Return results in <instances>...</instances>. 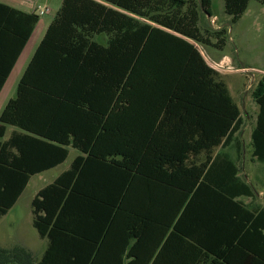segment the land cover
<instances>
[{
	"label": "trees",
	"instance_id": "trees-1",
	"mask_svg": "<svg viewBox=\"0 0 264 264\" xmlns=\"http://www.w3.org/2000/svg\"><path fill=\"white\" fill-rule=\"evenodd\" d=\"M248 2L224 0L231 23ZM211 9L212 0H62L0 115V219L31 177L79 152L31 202L46 240L35 264H264V208L243 203L251 187L216 153L242 121L194 45L211 44L199 26ZM38 21L0 4V92ZM251 96V158L264 165V76ZM19 253L0 259L31 264Z\"/></svg>",
	"mask_w": 264,
	"mask_h": 264
},
{
	"label": "rangeland",
	"instance_id": "rangeland-1",
	"mask_svg": "<svg viewBox=\"0 0 264 264\" xmlns=\"http://www.w3.org/2000/svg\"><path fill=\"white\" fill-rule=\"evenodd\" d=\"M61 2L62 0L38 2L37 8L47 9L48 13L38 15L39 23L35 27L30 43L21 54L0 94V115L8 101L15 97L24 65L30 60L35 45L38 44L36 40H39L40 35L43 37V27L46 28L53 20ZM211 12L213 17L201 14L199 19L201 33L209 38L211 44L202 45L194 42V45L206 63L219 73L218 80L225 84L230 97L238 106L242 121L232 143L226 148L217 149L216 153L229 157L236 164L239 177L251 187L253 196L241 200L249 207L263 208L264 165L251 158L250 135L258 112V106L253 102L251 93L258 80L264 76V4L257 0H249L246 11L236 23H231L230 17L224 13V0H212ZM221 30L226 31L224 45L221 49H216L212 46L217 41L214 33ZM98 41L104 42L105 38H98ZM13 129L7 127L4 140ZM78 155V151L69 149L68 158L63 164L31 177L15 206L0 219V250L13 252L18 256H21L20 250L24 251L30 256L31 264H35L41 258L46 248V240H41L32 227L31 202L39 190L68 170ZM5 261L1 258L0 264H16Z\"/></svg>",
	"mask_w": 264,
	"mask_h": 264
},
{
	"label": "crops",
	"instance_id": "crops-1",
	"mask_svg": "<svg viewBox=\"0 0 264 264\" xmlns=\"http://www.w3.org/2000/svg\"><path fill=\"white\" fill-rule=\"evenodd\" d=\"M39 1H41V0H0V4H4V5H6V6H9V7H11V8H13V9H15V10H18V11H21V12H24V13H28V14H30V13H35V8H37V6H38V2ZM62 3V2H61ZM38 23H39V21H38ZM37 23V24H38ZM51 23V22H50ZM49 23V24H50ZM36 24V25H37ZM49 24L46 26V28H44L43 27V31H42V33H43V36H44V34H45V32H46V30H47V28H48V26H49ZM36 27V26H35ZM34 30H35V28H34ZM34 30H33V32H34ZM33 32H32V34H33ZM32 38V35H31V37L29 38V41L27 42V44L25 45V47L23 48V50H22V52H21V54L24 52V50L27 48V45H28V43H30V39ZM43 38V37H42ZM42 38H41V35L39 36V40H36L37 42H38V44L37 45H35V48H34V52H35V50H36V48H37V46L39 45V43L41 42V40H42ZM34 52H33V54H34ZM21 54H20V56L18 57V59H17V61H16V63H15V65L18 63V61H19V59H20V57H21ZM33 54H32V56H33ZM32 56L30 57V59L32 58ZM29 62H30V60H28V62H26V66L24 65V69H23V71H22V73H21V75L24 73V71H25V69H26V67L28 66V64H29ZM15 65H14V67H15ZM14 67H13V69H12V71L14 70ZM12 71H11V73H12ZM11 73L9 74V76L11 75ZM21 75H20V77H21ZM9 76H8V78H9ZM8 78H7V80H8ZM7 80H6V82H7ZM6 82H5V84H6ZM5 84H4V86H5ZM4 86H3V88H4ZM3 88H2V90H3ZM2 90H1V92H2ZM1 92H0V94H1ZM11 100V99H10ZM6 106V105H5ZM5 108V107H4ZM257 115V114H256ZM255 119H256V117H255ZM244 203V202H243ZM247 205V204H246ZM248 206V205H247ZM249 207V206H248ZM251 210H259V209H262V208H259V209H257V208H252V207H249ZM264 208V207H263Z\"/></svg>",
	"mask_w": 264,
	"mask_h": 264
},
{
	"label": "built area",
	"instance_id": "built-area-1",
	"mask_svg": "<svg viewBox=\"0 0 264 264\" xmlns=\"http://www.w3.org/2000/svg\"><path fill=\"white\" fill-rule=\"evenodd\" d=\"M35 13H36L37 15H39V16H42V15L48 13V10H47V9H40V8H37V9L35 10Z\"/></svg>",
	"mask_w": 264,
	"mask_h": 264
}]
</instances>
